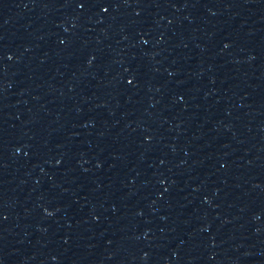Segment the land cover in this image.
Listing matches in <instances>:
<instances>
[{
	"label": "water",
	"instance_id": "water-1",
	"mask_svg": "<svg viewBox=\"0 0 264 264\" xmlns=\"http://www.w3.org/2000/svg\"><path fill=\"white\" fill-rule=\"evenodd\" d=\"M0 264H264V0H0Z\"/></svg>",
	"mask_w": 264,
	"mask_h": 264
}]
</instances>
